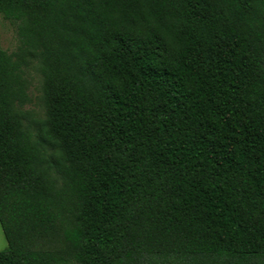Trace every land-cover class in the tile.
<instances>
[{
  "label": "trees",
  "instance_id": "1",
  "mask_svg": "<svg viewBox=\"0 0 264 264\" xmlns=\"http://www.w3.org/2000/svg\"><path fill=\"white\" fill-rule=\"evenodd\" d=\"M0 14L19 38L0 48V264H264V0Z\"/></svg>",
  "mask_w": 264,
  "mask_h": 264
},
{
  "label": "rangeland",
  "instance_id": "2",
  "mask_svg": "<svg viewBox=\"0 0 264 264\" xmlns=\"http://www.w3.org/2000/svg\"><path fill=\"white\" fill-rule=\"evenodd\" d=\"M0 48L11 55L17 53L19 49L16 23L5 19L1 14ZM23 73L27 95L26 103L22 107L27 117L25 123L29 125L32 131L37 132L40 123L45 120L46 116L42 98V77L38 71L37 62L29 60L27 65L23 67ZM6 248L7 242L0 226V251Z\"/></svg>",
  "mask_w": 264,
  "mask_h": 264
}]
</instances>
